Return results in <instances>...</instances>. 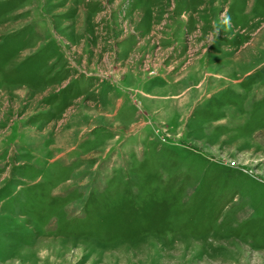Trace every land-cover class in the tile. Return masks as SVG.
<instances>
[{"label":"rangeland","instance_id":"1","mask_svg":"<svg viewBox=\"0 0 264 264\" xmlns=\"http://www.w3.org/2000/svg\"><path fill=\"white\" fill-rule=\"evenodd\" d=\"M0 264H264V0H0Z\"/></svg>","mask_w":264,"mask_h":264},{"label":"clouds","instance_id":"2","mask_svg":"<svg viewBox=\"0 0 264 264\" xmlns=\"http://www.w3.org/2000/svg\"><path fill=\"white\" fill-rule=\"evenodd\" d=\"M227 22V21H226Z\"/></svg>","mask_w":264,"mask_h":264}]
</instances>
